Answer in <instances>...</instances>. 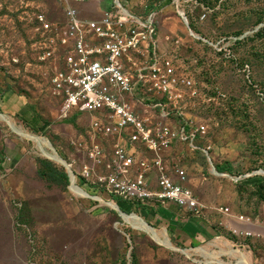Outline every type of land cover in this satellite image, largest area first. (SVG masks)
Masks as SVG:
<instances>
[{
    "label": "rangeland",
    "instance_id": "obj_1",
    "mask_svg": "<svg viewBox=\"0 0 264 264\" xmlns=\"http://www.w3.org/2000/svg\"><path fill=\"white\" fill-rule=\"evenodd\" d=\"M123 3L158 12L161 55L193 82L179 109L185 120L207 128L212 164L185 148L167 164L187 170L204 214L195 218L174 206L168 215L125 210L97 187L109 168L91 162L89 154L101 142L89 139L87 116L64 113L50 83L52 67L40 60L47 36L35 15L42 3L0 0V116L45 140L71 166L56 164L0 120V264H238L241 255L246 264H264V243L232 232L239 227L264 234V182L218 176L264 172V0ZM46 6L59 22L56 5ZM95 9L89 4L80 10L88 16ZM87 165L89 180L83 176ZM69 171L73 186L88 195H74ZM226 208L250 224L238 225L223 214ZM132 218L158 231L170 247Z\"/></svg>",
    "mask_w": 264,
    "mask_h": 264
},
{
    "label": "built area",
    "instance_id": "obj_2",
    "mask_svg": "<svg viewBox=\"0 0 264 264\" xmlns=\"http://www.w3.org/2000/svg\"><path fill=\"white\" fill-rule=\"evenodd\" d=\"M38 1L42 6L35 22L47 36L40 60L52 67L53 92L66 115L89 118V139L101 142L89 154L91 162L109 168L98 177L97 187L131 208L168 215L174 206L200 218L204 205L189 185L187 170L179 164L171 169L167 163L171 154L185 148L212 164V149L207 128L185 120L180 112L184 89L193 82L161 55L158 12L138 11L123 0H109L104 10L100 7L106 0ZM48 3L60 11L59 22L52 21ZM89 4L96 9L93 16H84L80 9ZM90 175L87 165L83 176L89 180ZM219 175L235 183L248 178L264 182L261 170ZM222 211L238 225L250 224L247 216L230 208ZM232 232L264 243V234L250 228Z\"/></svg>",
    "mask_w": 264,
    "mask_h": 264
},
{
    "label": "bare ground",
    "instance_id": "obj_3",
    "mask_svg": "<svg viewBox=\"0 0 264 264\" xmlns=\"http://www.w3.org/2000/svg\"><path fill=\"white\" fill-rule=\"evenodd\" d=\"M181 15H183V14H181ZM0 120L7 123L10 126V128L16 134H18L20 137L28 139L31 142L35 143L40 148L42 153L45 156H47L48 158H50L53 162H55L56 164L65 165L70 170L71 166L68 165L60 156H58L57 153L54 151V149L51 147V145L49 143H47L45 140L40 139V138L35 137V136L27 135L23 131L16 129L15 126L13 125V123L9 119H7L6 117L0 116ZM69 172H70V175L72 177L71 182H72V186H73V183L75 181L73 179L74 175L71 171H69ZM73 191L72 192L78 196L84 197V196L88 195L87 193H85V191L83 189L79 188L76 185L73 186ZM111 205H113L117 210L119 209L118 206H116L115 204H111ZM120 213L124 214L122 212H120ZM132 219L134 220V223H136V225H138L137 227L142 228L143 230L147 231L151 235L153 240H155L156 242H158L164 246L170 247L169 240L167 238L161 236L159 234V232L156 231L154 228L146 226L143 222L138 223L139 221L137 219L136 220L134 218H132ZM209 256L214 257L211 254H209ZM238 264H246L244 256L241 255V259L238 262Z\"/></svg>",
    "mask_w": 264,
    "mask_h": 264
},
{
    "label": "trees",
    "instance_id": "obj_4",
    "mask_svg": "<svg viewBox=\"0 0 264 264\" xmlns=\"http://www.w3.org/2000/svg\"><path fill=\"white\" fill-rule=\"evenodd\" d=\"M119 205H120V207H123V208H125V210H127V207H129V205H127L126 203H123V202H120L119 201ZM131 208V207H130ZM124 210V209H123Z\"/></svg>",
    "mask_w": 264,
    "mask_h": 264
},
{
    "label": "water",
    "instance_id": "obj_5",
    "mask_svg": "<svg viewBox=\"0 0 264 264\" xmlns=\"http://www.w3.org/2000/svg\"><path fill=\"white\" fill-rule=\"evenodd\" d=\"M119 212H121L120 210H118Z\"/></svg>",
    "mask_w": 264,
    "mask_h": 264
}]
</instances>
